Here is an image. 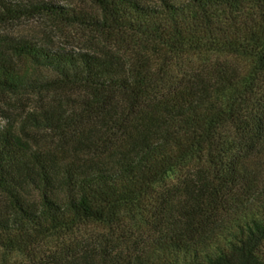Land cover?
<instances>
[{
  "label": "trees",
  "instance_id": "trees-1",
  "mask_svg": "<svg viewBox=\"0 0 264 264\" xmlns=\"http://www.w3.org/2000/svg\"><path fill=\"white\" fill-rule=\"evenodd\" d=\"M90 1L0 0L105 41L0 35V89L37 96L0 123L12 264H264V0Z\"/></svg>",
  "mask_w": 264,
  "mask_h": 264
},
{
  "label": "rangeland",
  "instance_id": "rangeland-1",
  "mask_svg": "<svg viewBox=\"0 0 264 264\" xmlns=\"http://www.w3.org/2000/svg\"><path fill=\"white\" fill-rule=\"evenodd\" d=\"M15 1V0H14ZM26 1V0H17ZM54 3L67 5L76 10L94 12V4L90 0H50ZM20 35L31 37L53 48L59 47H92L103 45L105 41L99 34L79 24H70L44 12L20 14L17 17L0 22V35ZM25 67L29 63L24 61ZM37 101V96L28 92H10L0 89V123H18L25 110L31 108ZM42 147H48L51 156H64V152L47 139L41 141ZM50 146V147H49ZM52 148V149H51ZM22 195L29 201L37 199L36 191L30 185H23ZM8 212L4 193L0 187V215ZM20 258L19 252L8 251L0 244V264H12Z\"/></svg>",
  "mask_w": 264,
  "mask_h": 264
}]
</instances>
